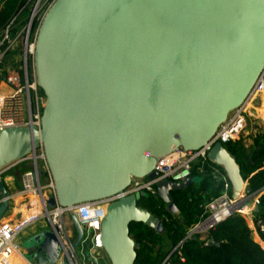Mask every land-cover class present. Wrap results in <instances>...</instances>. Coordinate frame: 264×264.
Masks as SVG:
<instances>
[{"label":"water","instance_id":"obj_1","mask_svg":"<svg viewBox=\"0 0 264 264\" xmlns=\"http://www.w3.org/2000/svg\"><path fill=\"white\" fill-rule=\"evenodd\" d=\"M35 69L46 98L41 130L0 131V171L42 148L61 207L109 198L133 179H155L163 159L207 146L243 104L264 70V0H57L38 34ZM207 159L225 173L232 200L252 194L225 146ZM196 179L156 186L171 214L170 193ZM0 191L1 222L10 202L1 181ZM139 199L107 207L100 235L110 264H135L132 223L162 232ZM70 218L76 250L86 226ZM31 244L37 264H68L52 229Z\"/></svg>","mask_w":264,"mask_h":264},{"label":"built area","instance_id":"obj_2","mask_svg":"<svg viewBox=\"0 0 264 264\" xmlns=\"http://www.w3.org/2000/svg\"><path fill=\"white\" fill-rule=\"evenodd\" d=\"M32 1L28 0L0 32V131L14 128L41 130L42 126L46 98L37 84L35 49L41 25L57 0H37L22 30L16 31L18 20L24 15ZM21 43L23 53L16 62V70L10 65L9 57ZM256 98L259 105L254 102ZM257 124L264 125V70L243 104L229 115L227 121L219 127L207 146L199 151L178 152L163 159L155 168L158 175L153 180L133 179L129 188L120 194L71 208H64L58 204L56 188L44 151L40 148L33 155L20 162H14L0 171L1 180L4 174L9 173L21 163L31 161L33 170L22 176V189L18 196L20 198L35 196L43 211V216L39 218L26 220L24 217L25 220H19L18 227L14 230L11 228L13 233L9 235L4 234L2 231L4 227L0 226V256L7 250L16 249L14 241L24 229L39 220H46L49 229L57 235L62 248V257L67 258L68 264H86V261L95 263L96 260L88 258L90 254L85 253L84 246L86 242H90V249H102L96 246V241L100 237L101 223L111 203L134 195H140V197L145 194L156 195V186L160 182L167 180L183 182L192 176L194 166H198L200 172L207 169L212 178L217 181L220 190L216 198L205 204L203 216L188 230L185 240L199 235L201 240L208 245V240L204 238L211 229L231 216L239 215L245 220L251 233L261 238V247L264 249V221L259 217L260 198L264 194V189L238 201L232 200L231 185L225 173L207 159L210 148L216 143H221L225 147L234 144L248 132L251 136L252 128H256ZM39 163H42V170L38 166ZM50 199L56 201L53 208L47 204ZM72 214L76 216L81 225L86 226L83 241L76 250L72 248L76 239V231L74 227L70 230L65 223V220ZM177 248L173 250V253Z\"/></svg>","mask_w":264,"mask_h":264},{"label":"trees","instance_id":"obj_3","mask_svg":"<svg viewBox=\"0 0 264 264\" xmlns=\"http://www.w3.org/2000/svg\"><path fill=\"white\" fill-rule=\"evenodd\" d=\"M27 1L0 0V32ZM250 138L251 150L240 140L226 148L240 165L251 192L258 193L264 189V125L257 124ZM25 163L29 162L19 166H27ZM204 170L200 172L198 166L193 167L192 175L200 179L196 189L189 187L186 191L170 193L178 209L176 215L170 213L157 194L140 197L138 207L156 216L163 229L157 232L143 224L130 225V236L139 244L135 264H264V249L252 239L251 230L239 215L220 222L208 232L204 239L208 242L213 239L217 246L205 244L199 235L185 240L188 230L200 221L204 206L210 201L205 193L211 190L214 198L219 195L217 181L207 169ZM260 207L259 217L264 221V194L260 198Z\"/></svg>","mask_w":264,"mask_h":264},{"label":"crops","instance_id":"obj_4","mask_svg":"<svg viewBox=\"0 0 264 264\" xmlns=\"http://www.w3.org/2000/svg\"><path fill=\"white\" fill-rule=\"evenodd\" d=\"M250 136V135H249ZM251 139V138H250ZM251 141V140H250ZM252 144V143H251ZM246 148L247 144H244ZM252 147V146H251ZM249 149V148H248ZM9 173L4 174L1 177V182L3 183L7 193L10 196V202H9V209L4 215L3 219L0 222L1 227H10L14 230V228L18 227V221L14 219V211L20 208V206L14 204L17 199L20 198L18 196L19 192H21L22 189V179L21 183L18 185L16 182V179L9 175ZM200 182V179L197 178L192 182L190 187L197 188L198 184ZM211 193V190L209 191ZM210 193H205V196L209 195L210 200L214 199V196ZM2 202V194L0 191V205ZM12 205V206H11ZM27 209V208H25ZM26 211V210H25ZM24 213V212H22ZM21 213V214H22ZM66 226L71 230L73 226L71 218H68L65 220ZM49 229V224L46 220H39L38 222L32 224L31 226L24 229L15 239L14 244L16 249L15 250H7L0 256V264H37V261L33 259V255L39 250V246L37 244H31V240L38 234L46 231ZM252 234V239L258 243L259 245H262L261 238L255 234ZM96 246H98L96 244ZM98 251H101V249H97ZM87 251V252H86ZM94 251L90 248H85V253L91 254V252ZM97 252V251H96Z\"/></svg>","mask_w":264,"mask_h":264},{"label":"rangeland","instance_id":"obj_5","mask_svg":"<svg viewBox=\"0 0 264 264\" xmlns=\"http://www.w3.org/2000/svg\"><path fill=\"white\" fill-rule=\"evenodd\" d=\"M36 1L37 0H33L31 5L28 6V8H27L26 12L24 13V15L20 17V19L18 20V23L16 25V29H15L16 31H19V30L21 31L22 30V26H23V24L24 25L26 24L27 18L30 15V13H31ZM22 43H21V45L19 44V47H17L12 52L11 56L9 57L10 65H12L14 68H16V70H17L16 62L20 59V57L22 56V53H23ZM248 120H249V118H248ZM249 126L250 125H249V122H248V127ZM249 134H250V132H248L247 135H245L244 137L240 138L239 140L243 144H247V147L249 148L248 150H251V148H252L251 147L252 146V144H251L252 140L250 139ZM25 164L27 166L22 164L21 166L17 167L16 169L10 171L9 175H11L12 177H14L16 179V182H17L18 185L21 183L22 176L25 173L31 172L33 170V165L31 164V161H29V163H25ZM38 166L42 170V163H39ZM192 177H195V176L192 175ZM14 204L20 206V208L18 207L16 212L14 211V216H15L14 219H16V220H25V219L29 220V219H35V218H39V217L43 216L42 208L39 206L38 200H37V198L35 196L19 198L15 202L12 203V205H14ZM25 208H27V209H25ZM22 212H24V213H22ZM24 217H25V219H24ZM2 231L6 235H9V234L13 233V231L11 230L10 227H7V228L4 227V228H2ZM99 238H100V240H99ZM99 238L97 240V245H98L97 247H101L100 246V241L102 242L101 235H100ZM84 247L86 249L90 248L91 247V243L90 242H86ZM88 258L90 260H96V262L94 263V261H89V262L86 261V264H110V262L107 259V256H106L105 252L103 251V249H101V251H98V250L94 249V251L91 252V254L89 255Z\"/></svg>","mask_w":264,"mask_h":264},{"label":"bare ground","instance_id":"obj_6","mask_svg":"<svg viewBox=\"0 0 264 264\" xmlns=\"http://www.w3.org/2000/svg\"><path fill=\"white\" fill-rule=\"evenodd\" d=\"M99 238V237H98ZM98 238H97V240H98ZM99 240H100V238H99ZM96 244H97V241H96ZM100 246L102 247V242L100 241Z\"/></svg>","mask_w":264,"mask_h":264}]
</instances>
